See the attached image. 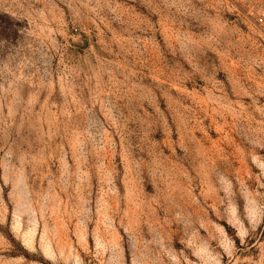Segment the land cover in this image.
Returning a JSON list of instances; mask_svg holds the SVG:
<instances>
[{
  "label": "rangeland",
  "instance_id": "1",
  "mask_svg": "<svg viewBox=\"0 0 264 264\" xmlns=\"http://www.w3.org/2000/svg\"><path fill=\"white\" fill-rule=\"evenodd\" d=\"M263 10L0 0V264H264Z\"/></svg>",
  "mask_w": 264,
  "mask_h": 264
},
{
  "label": "built area",
  "instance_id": "2",
  "mask_svg": "<svg viewBox=\"0 0 264 264\" xmlns=\"http://www.w3.org/2000/svg\"><path fill=\"white\" fill-rule=\"evenodd\" d=\"M254 20L255 23L264 30V10L262 12L255 13Z\"/></svg>",
  "mask_w": 264,
  "mask_h": 264
}]
</instances>
